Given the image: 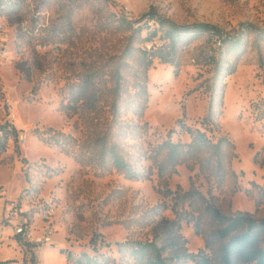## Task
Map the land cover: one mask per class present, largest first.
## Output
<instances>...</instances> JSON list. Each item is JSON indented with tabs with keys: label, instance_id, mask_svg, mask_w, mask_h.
<instances>
[{
	"label": "rangeland",
	"instance_id": "obj_1",
	"mask_svg": "<svg viewBox=\"0 0 264 264\" xmlns=\"http://www.w3.org/2000/svg\"><path fill=\"white\" fill-rule=\"evenodd\" d=\"M148 12L180 25L211 24L232 40L220 44L210 31L186 36L174 64L153 58L145 73L143 50L164 44L161 31L150 35L155 19L138 30ZM6 19L12 40L0 66V191L28 206L33 222L50 204L54 242L31 245L2 228L0 264H140L133 245L149 241L165 246L168 259L197 253L215 224L201 201L180 203L168 188H197L223 214L264 219V204L255 201L264 189V0H23ZM21 20L33 34L19 31ZM179 119L214 141L227 136L236 176L218 184L185 164L159 175L151 147L170 129L172 141H190ZM114 154L137 178L114 165ZM199 215L205 232L196 231ZM169 262L196 264L184 256Z\"/></svg>",
	"mask_w": 264,
	"mask_h": 264
},
{
	"label": "trees",
	"instance_id": "obj_2",
	"mask_svg": "<svg viewBox=\"0 0 264 264\" xmlns=\"http://www.w3.org/2000/svg\"><path fill=\"white\" fill-rule=\"evenodd\" d=\"M23 0L19 1L14 9L9 13L11 18L17 13L18 6ZM152 19H155V28L150 33L151 37L161 31L164 44L157 47L150 54L143 50L150 57L146 62L144 71L146 73L152 64L153 58H158L163 63L174 64L175 56L179 49V43L186 36L197 34L202 31H210L212 35L218 36L219 42L231 41L232 37L223 36L222 31L214 25L207 23H194L191 25H180L165 18L156 17L153 12L145 13L139 21V31L142 29L141 22L145 21L146 25ZM245 24L242 25L244 28ZM254 27L252 25H248ZM146 27H150L147 25ZM260 30V29H258ZM264 32V30L262 31ZM241 33V31H240ZM142 92L148 96L146 85H143ZM147 98L145 99V103ZM145 104H143V109ZM143 111V110H142ZM181 129L190 137L189 142H174L170 136L174 129L167 133V139L160 144L152 146L149 158L152 166L157 169L161 176L171 174L179 164H185L189 169L197 168V174H202L213 180L214 183L220 184L229 175L236 176L231 167L233 158L236 157L235 146L227 136H221L217 140H212L205 131L200 128L187 126L178 120ZM202 124L207 127L211 125L210 115L202 119ZM114 165L125 172L129 178H137L128 163L114 154ZM258 187V185L254 184ZM253 192V190H251ZM166 195L176 194L175 199H181L180 203L189 201L191 205L193 200L196 203L201 201L203 212L209 215L210 222L215 227L207 232L202 228L200 215L195 218L196 231L204 233V248L197 253L176 254L172 258L162 256L161 252L165 246L159 247L155 241L145 243H136L133 245V252L139 257L140 264H171L170 260H178L181 256L188 258L196 264H264V219H256L249 212H237L232 215L223 214L210 199L200 192L197 188L177 194L178 191L166 189ZM258 206L264 204V189H260L255 196ZM192 213V210L186 212ZM176 245V242H172Z\"/></svg>",
	"mask_w": 264,
	"mask_h": 264
},
{
	"label": "built area",
	"instance_id": "obj_3",
	"mask_svg": "<svg viewBox=\"0 0 264 264\" xmlns=\"http://www.w3.org/2000/svg\"><path fill=\"white\" fill-rule=\"evenodd\" d=\"M21 0H0V66L8 60L9 45L12 40V29L6 17L16 7ZM39 12L33 14V18H38ZM122 16L127 20L131 17V10L125 6L122 11ZM19 31L23 34H33L34 27H31L28 21H20ZM43 24H35L36 30H39ZM1 83V74H0ZM8 134L15 131V116L11 105L8 103ZM6 126H0V144L3 143ZM10 137L8 136V141ZM27 140V134H20L18 137L19 144H24ZM32 210L26 205L21 204L18 200L12 199L4 195L0 191V236L2 235V228L11 232L12 236L18 240L31 245L39 244H53L54 231L49 223V219L54 212V208L48 204L40 214L38 222H33L30 217ZM8 236V235H6Z\"/></svg>",
	"mask_w": 264,
	"mask_h": 264
},
{
	"label": "bare ground",
	"instance_id": "obj_4",
	"mask_svg": "<svg viewBox=\"0 0 264 264\" xmlns=\"http://www.w3.org/2000/svg\"><path fill=\"white\" fill-rule=\"evenodd\" d=\"M53 250H51V252H52ZM54 253V252H53ZM48 254H50V253H48ZM52 254V253H51Z\"/></svg>",
	"mask_w": 264,
	"mask_h": 264
}]
</instances>
